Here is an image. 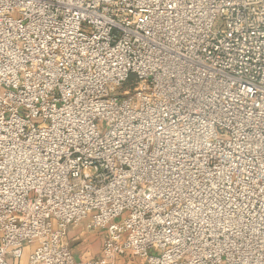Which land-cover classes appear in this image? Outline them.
I'll use <instances>...</instances> for the list:
<instances>
[{
  "label": "built area",
  "instance_id": "2783aa9c",
  "mask_svg": "<svg viewBox=\"0 0 264 264\" xmlns=\"http://www.w3.org/2000/svg\"><path fill=\"white\" fill-rule=\"evenodd\" d=\"M130 253L264 264V0H0V264Z\"/></svg>",
  "mask_w": 264,
  "mask_h": 264
},
{
  "label": "crops",
  "instance_id": "0c3cea01",
  "mask_svg": "<svg viewBox=\"0 0 264 264\" xmlns=\"http://www.w3.org/2000/svg\"><path fill=\"white\" fill-rule=\"evenodd\" d=\"M85 223L86 221H82L79 225L69 228L67 240L76 258L96 256L100 251L104 230L88 231L85 229Z\"/></svg>",
  "mask_w": 264,
  "mask_h": 264
},
{
  "label": "rangeland",
  "instance_id": "374dc122",
  "mask_svg": "<svg viewBox=\"0 0 264 264\" xmlns=\"http://www.w3.org/2000/svg\"><path fill=\"white\" fill-rule=\"evenodd\" d=\"M98 254H99V252H98ZM120 260L122 261L123 264H142L140 259L136 255L131 254V253L122 257ZM24 262H25V259L22 260L21 264H24Z\"/></svg>",
  "mask_w": 264,
  "mask_h": 264
}]
</instances>
